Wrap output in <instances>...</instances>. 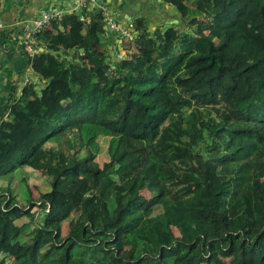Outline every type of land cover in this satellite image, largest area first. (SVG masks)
<instances>
[{"label":"trees","instance_id":"1","mask_svg":"<svg viewBox=\"0 0 264 264\" xmlns=\"http://www.w3.org/2000/svg\"><path fill=\"white\" fill-rule=\"evenodd\" d=\"M165 1L115 50L89 7L21 44L45 87L0 117V264H264V0Z\"/></svg>","mask_w":264,"mask_h":264},{"label":"crops","instance_id":"2","mask_svg":"<svg viewBox=\"0 0 264 264\" xmlns=\"http://www.w3.org/2000/svg\"><path fill=\"white\" fill-rule=\"evenodd\" d=\"M80 0H3L0 14V22L4 28L13 33V37L20 42L13 45L15 52H6L0 48V111L5 110L6 103L11 95L20 94L26 78L32 81L26 74V56L22 54L21 32L16 29V22L20 19L39 18L47 13L65 12L73 13ZM102 7L106 15V33L111 44L110 50H115L126 40L122 32L134 35V25L137 20H144L151 31L165 28L179 16L176 8L165 0H97L93 8ZM79 12L78 14H81ZM115 24L116 28L110 26ZM130 38V39H131ZM115 44L117 46H115ZM115 46V47H114ZM122 49V48H121ZM43 50L42 48L40 49ZM30 54V53H29ZM12 55H14L12 57ZM31 56V54H30ZM23 59V61H22ZM29 73V72H28Z\"/></svg>","mask_w":264,"mask_h":264},{"label":"built area","instance_id":"3","mask_svg":"<svg viewBox=\"0 0 264 264\" xmlns=\"http://www.w3.org/2000/svg\"><path fill=\"white\" fill-rule=\"evenodd\" d=\"M97 0H80L78 3V7L74 10L73 13L82 12L85 8L92 9L96 4ZM98 9H102L99 7ZM105 13V12H104ZM66 14L65 12H56V13H47L39 18H32V19H20L16 22V28H18L21 32V40L23 43H27L26 51L34 56L36 54L35 48L33 47V37L43 30L47 29L51 26L53 21H60ZM106 16V15H105ZM112 29H115V24L110 26ZM4 25L0 22V29H3ZM122 34L126 37L131 38L126 32H122Z\"/></svg>","mask_w":264,"mask_h":264},{"label":"rangeland","instance_id":"4","mask_svg":"<svg viewBox=\"0 0 264 264\" xmlns=\"http://www.w3.org/2000/svg\"><path fill=\"white\" fill-rule=\"evenodd\" d=\"M3 24V23H2ZM4 25V24H3ZM5 27V26H4ZM16 29H18V28H16ZM19 34L21 35V33L19 32ZM129 42V41H128ZM14 55H12V57H13ZM22 61H23V59H22ZM31 77V79H32V82L34 83V84H36V89L37 90H41V89H43L44 87H45V84H44V82L40 79V78H38V77H35L34 75H31L30 76ZM4 111L3 112H1L0 111V117L1 116H3L4 115ZM103 148H105V142L103 143ZM102 159V158H101ZM100 159V160H101ZM226 171H228V168H223L222 170H221V172H226ZM39 175H40V173L38 172L35 176L36 177H39ZM7 183H8V181H7ZM83 185H84V182H83V179L81 178V179H74V180H69V181H67L65 184H63L62 186H61V188L59 189V191H58V193H60V194H65V193H67V192H69V191H73V190H75V189H82L83 188ZM13 186H15V187H17L18 189L20 188V190H21V194L23 193L24 194V191H25V189H26V185H22V183H16V184H14ZM47 190V189H46ZM19 225H20V221L19 220H17L16 222H15V224H13L12 225V227H10L11 228V231L10 232H12L14 229H15V227L14 226H17V227H19Z\"/></svg>","mask_w":264,"mask_h":264},{"label":"water","instance_id":"5","mask_svg":"<svg viewBox=\"0 0 264 264\" xmlns=\"http://www.w3.org/2000/svg\"><path fill=\"white\" fill-rule=\"evenodd\" d=\"M173 24H178V21H174ZM81 51H83V50H81Z\"/></svg>","mask_w":264,"mask_h":264}]
</instances>
